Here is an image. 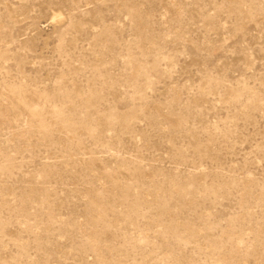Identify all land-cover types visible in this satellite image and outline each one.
Returning <instances> with one entry per match:
<instances>
[{
	"label": "rangeland",
	"instance_id": "obj_1",
	"mask_svg": "<svg viewBox=\"0 0 264 264\" xmlns=\"http://www.w3.org/2000/svg\"><path fill=\"white\" fill-rule=\"evenodd\" d=\"M0 264H264V0H0Z\"/></svg>",
	"mask_w": 264,
	"mask_h": 264
}]
</instances>
